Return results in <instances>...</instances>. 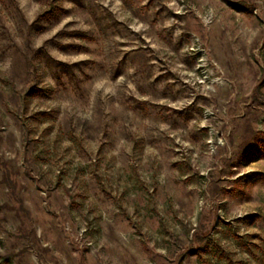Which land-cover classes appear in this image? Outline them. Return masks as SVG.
Instances as JSON below:
<instances>
[{"label":"rangeland","instance_id":"374dc122","mask_svg":"<svg viewBox=\"0 0 264 264\" xmlns=\"http://www.w3.org/2000/svg\"><path fill=\"white\" fill-rule=\"evenodd\" d=\"M0 264H264V0H0Z\"/></svg>","mask_w":264,"mask_h":264}]
</instances>
